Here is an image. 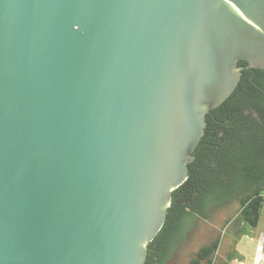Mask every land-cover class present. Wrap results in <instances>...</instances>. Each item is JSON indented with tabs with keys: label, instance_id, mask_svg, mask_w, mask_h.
Here are the masks:
<instances>
[{
	"label": "water",
	"instance_id": "obj_1",
	"mask_svg": "<svg viewBox=\"0 0 264 264\" xmlns=\"http://www.w3.org/2000/svg\"><path fill=\"white\" fill-rule=\"evenodd\" d=\"M239 61L264 0H0V264H144Z\"/></svg>",
	"mask_w": 264,
	"mask_h": 264
},
{
	"label": "trees",
	"instance_id": "obj_2",
	"mask_svg": "<svg viewBox=\"0 0 264 264\" xmlns=\"http://www.w3.org/2000/svg\"><path fill=\"white\" fill-rule=\"evenodd\" d=\"M232 94L205 116L204 134L188 164L187 179L170 193L166 217L147 245L144 264H164L170 249L197 219L209 220L215 211L238 203L233 220L240 226H257L264 201V68H247ZM219 240L197 249L188 264H230L237 253L214 263Z\"/></svg>",
	"mask_w": 264,
	"mask_h": 264
},
{
	"label": "rangeland",
	"instance_id": "obj_3",
	"mask_svg": "<svg viewBox=\"0 0 264 264\" xmlns=\"http://www.w3.org/2000/svg\"><path fill=\"white\" fill-rule=\"evenodd\" d=\"M239 209L238 203H232L215 211L209 220L197 219L192 222L184 235H181L182 239L174 243L164 264H188L199 247L215 239L219 240V246L213 256L214 263L224 261L236 251L243 264H252L258 235L264 234V201L257 226H240L241 236L236 234L233 226Z\"/></svg>",
	"mask_w": 264,
	"mask_h": 264
},
{
	"label": "built area",
	"instance_id": "obj_4",
	"mask_svg": "<svg viewBox=\"0 0 264 264\" xmlns=\"http://www.w3.org/2000/svg\"><path fill=\"white\" fill-rule=\"evenodd\" d=\"M264 234H259L255 246V256L252 264H264Z\"/></svg>",
	"mask_w": 264,
	"mask_h": 264
},
{
	"label": "crops",
	"instance_id": "obj_5",
	"mask_svg": "<svg viewBox=\"0 0 264 264\" xmlns=\"http://www.w3.org/2000/svg\"><path fill=\"white\" fill-rule=\"evenodd\" d=\"M236 252V251H235ZM238 253V252H236ZM237 258H234L230 261V264H243V262H241V260L239 259V254H237L236 256Z\"/></svg>",
	"mask_w": 264,
	"mask_h": 264
}]
</instances>
